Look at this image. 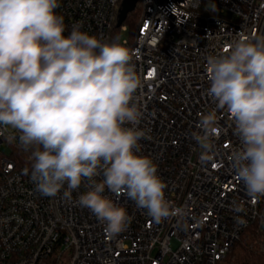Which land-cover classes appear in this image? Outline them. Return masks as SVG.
Returning <instances> with one entry per match:
<instances>
[{
  "label": "built area",
  "instance_id": "2783aa9c",
  "mask_svg": "<svg viewBox=\"0 0 264 264\" xmlns=\"http://www.w3.org/2000/svg\"><path fill=\"white\" fill-rule=\"evenodd\" d=\"M123 1L58 0L55 11L64 17L65 35L79 23L111 42ZM137 7L133 37L116 41L135 53L141 79L134 102L146 138L138 151L157 164L165 197L183 216L156 223L126 195L106 189L131 217L124 231L109 235L78 203L85 183L71 200L63 190L55 197L36 191L13 158L22 151L18 141L10 143L6 132L0 136V264H46L50 258L56 264H219L252 223L264 231V197H249L231 166L241 144L226 110H217L221 131L213 137L211 160L201 159L192 137L202 131L201 114L216 108L207 94L206 57L241 34L264 35V0H137ZM120 28L128 30L124 23Z\"/></svg>",
  "mask_w": 264,
  "mask_h": 264
},
{
  "label": "clouds",
  "instance_id": "9594fccd",
  "mask_svg": "<svg viewBox=\"0 0 264 264\" xmlns=\"http://www.w3.org/2000/svg\"><path fill=\"white\" fill-rule=\"evenodd\" d=\"M58 7V0H0V136L7 132L30 154L25 173L41 195L63 190L71 200L85 183L78 203L109 235L124 231L131 217L106 189L126 195L156 223L183 216L166 199L157 164L138 151L146 132L134 102L141 87L135 53L79 23L65 35ZM206 73L216 108L201 114L202 131L192 133L201 159L213 158L217 110H226L241 144L230 157L232 169L249 197H264V35L241 34L208 55Z\"/></svg>",
  "mask_w": 264,
  "mask_h": 264
},
{
  "label": "trees",
  "instance_id": "16d2710c",
  "mask_svg": "<svg viewBox=\"0 0 264 264\" xmlns=\"http://www.w3.org/2000/svg\"><path fill=\"white\" fill-rule=\"evenodd\" d=\"M139 20L140 11L136 9L128 14L124 22L126 26L130 27L132 36ZM117 30L118 27L114 26L111 42L118 39ZM29 156V153L16 151L13 158L18 166L29 168ZM46 264L56 263L50 258ZM219 264H264V231L260 230L257 222L252 223L243 231L230 253Z\"/></svg>",
  "mask_w": 264,
  "mask_h": 264
},
{
  "label": "water",
  "instance_id": "95a60500",
  "mask_svg": "<svg viewBox=\"0 0 264 264\" xmlns=\"http://www.w3.org/2000/svg\"><path fill=\"white\" fill-rule=\"evenodd\" d=\"M137 4V0H124L122 3V8L119 13V18L117 21V27L122 26L125 22L129 13L133 12Z\"/></svg>",
  "mask_w": 264,
  "mask_h": 264
},
{
  "label": "rangeland",
  "instance_id": "374dc122",
  "mask_svg": "<svg viewBox=\"0 0 264 264\" xmlns=\"http://www.w3.org/2000/svg\"><path fill=\"white\" fill-rule=\"evenodd\" d=\"M137 10H138V7L136 8ZM135 9V10H136ZM134 10V11H135ZM133 11V12H134ZM135 31V30H134ZM117 34H118V38H120L121 40H123V39H130V38H132L133 36L131 35V30H130V27L128 26V30L127 31H123V30H121V28L120 27H118V30H117ZM134 35V34H133ZM9 148L8 147H4L3 148V151L4 152H6V153H9ZM261 230V229H260ZM65 263V262H64ZM66 264V263H65Z\"/></svg>",
  "mask_w": 264,
  "mask_h": 264
}]
</instances>
